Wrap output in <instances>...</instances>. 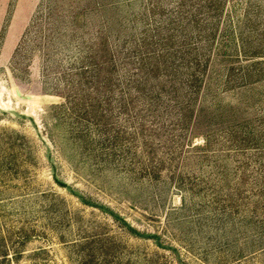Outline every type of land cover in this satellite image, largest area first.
<instances>
[{
    "label": "rangeland",
    "instance_id": "374dc122",
    "mask_svg": "<svg viewBox=\"0 0 264 264\" xmlns=\"http://www.w3.org/2000/svg\"><path fill=\"white\" fill-rule=\"evenodd\" d=\"M0 264H264V0H0Z\"/></svg>",
    "mask_w": 264,
    "mask_h": 264
}]
</instances>
